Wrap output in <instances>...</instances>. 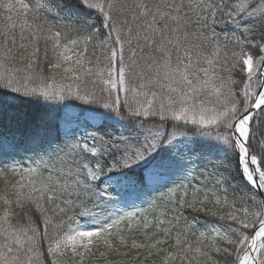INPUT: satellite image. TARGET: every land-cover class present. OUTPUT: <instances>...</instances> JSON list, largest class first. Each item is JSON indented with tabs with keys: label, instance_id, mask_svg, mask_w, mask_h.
Segmentation results:
<instances>
[{
	"label": "snow or ice",
	"instance_id": "snow-or-ice-1",
	"mask_svg": "<svg viewBox=\"0 0 264 264\" xmlns=\"http://www.w3.org/2000/svg\"><path fill=\"white\" fill-rule=\"evenodd\" d=\"M0 264H264V0H0Z\"/></svg>",
	"mask_w": 264,
	"mask_h": 264
}]
</instances>
